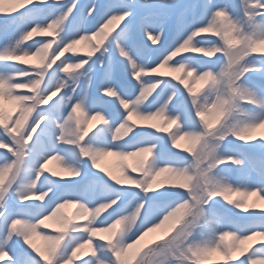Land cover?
<instances>
[{
	"label": "snow or ice",
	"instance_id": "snow-or-ice-1",
	"mask_svg": "<svg viewBox=\"0 0 264 264\" xmlns=\"http://www.w3.org/2000/svg\"><path fill=\"white\" fill-rule=\"evenodd\" d=\"M0 14L16 26L0 44V261L264 264V160L249 155L264 151V0H0ZM109 156L136 164L117 175Z\"/></svg>",
	"mask_w": 264,
	"mask_h": 264
},
{
	"label": "rangeland",
	"instance_id": "rangeland-1",
	"mask_svg": "<svg viewBox=\"0 0 264 264\" xmlns=\"http://www.w3.org/2000/svg\"><path fill=\"white\" fill-rule=\"evenodd\" d=\"M81 2L82 3H87L88 0H81ZM98 2L103 4V3L106 2V0H98ZM121 23H123V22H121ZM15 32H16V26L12 24L10 19H6L3 14H0V44H3V42L5 41L6 38H10L11 36H13L15 34ZM50 38H51L50 36H34L33 37V39H35V40H47V39H50ZM31 42L32 41H29L27 43L30 44ZM54 47H55V45H54ZM153 47H155V45H153ZM77 48L79 50L77 54H80V55H83L84 53H86L88 51L85 43H81L80 45L77 46ZM65 55L66 56L67 55H71V53H66ZM187 55H194V54L187 53ZM63 58L64 57H61V59H63ZM35 63H37V60L35 58H31L28 61V64H19L18 63L17 66L18 67H27V66H29L31 64H35ZM57 63H59V61H57ZM161 71H165V70H161ZM165 78L170 79L171 77H165ZM253 81L257 82L258 84L263 82L262 78L259 77V76L253 77ZM181 87H183V86H181ZM195 87H200V86L199 85H195ZM5 110L6 111H12L13 110V105H11V104L6 102L5 103ZM97 124H98L97 121H93L92 122L91 127L93 128V130L95 129ZM260 133H264V130H260V132H258L257 135H259ZM236 143L240 144L242 142L237 141ZM181 144L183 145L184 142L181 141ZM233 147H235V146L234 145H226L225 146V150H229V149H231ZM0 151H3V150H0ZM249 155L253 158V161L257 165H259L262 162V160H264V151H262L259 148H256L255 150L250 151ZM54 162H55L54 166H56V167H57V165L59 166L57 161H54ZM50 163H52V161ZM100 163H101V167H104V168L108 169L109 171H112L114 174L119 175V170H120V164L121 163H124V164H127V165H135L136 164V160L133 159V158H128L127 160L120 161V159L117 158V157L109 156V157H105ZM47 167L49 168L50 164H48ZM57 168H59V169H55V172H58L61 175L67 176V174L62 171L60 166L57 167ZM248 171H249L250 174L255 175V173L251 169V166H249ZM236 174L237 173H236L235 170H231L229 172V175H230V177L233 180H235ZM230 199L236 200V195L233 194L232 196H230ZM253 201H254L253 198H249V203H251ZM258 206H264V204H258ZM228 207H231V206H228ZM63 211L66 214L71 215V214H73L76 211V208L74 206H69L66 209H64ZM221 211L227 213V215L231 218V222L232 223H235V224L241 223L240 218L233 216L232 213H230V212H227L226 208L225 209H221ZM241 215H246V214L242 213ZM46 223L49 225V227L47 229H43L44 231L54 232L55 229L57 228V225H56L55 221H47ZM164 231H165L164 229H160V230H157L154 233L149 234V237H147L146 240L144 242H142V244L143 243H147L148 241L153 240V239H158L160 236L163 235ZM104 235H106V234H104ZM37 238L40 239L39 237H35L33 239V243H35L37 247L43 248L44 242L42 240H41V242H38L39 240H37ZM255 246H258V245H254V247ZM144 251H147V248H145ZM143 254L144 253L141 252V256H143ZM241 258H243V257H241ZM83 259H88V250L87 249L83 250V252L81 253V260L76 261V264H82V260ZM212 259L214 261H219L220 260V258L217 257V256H214ZM0 264H4V261H0ZM221 264H222V262H221Z\"/></svg>",
	"mask_w": 264,
	"mask_h": 264
},
{
	"label": "bare ground",
	"instance_id": "bare-ground-1",
	"mask_svg": "<svg viewBox=\"0 0 264 264\" xmlns=\"http://www.w3.org/2000/svg\"><path fill=\"white\" fill-rule=\"evenodd\" d=\"M150 43H151V41H149ZM162 70H164V69H162ZM263 82H264V80H263ZM98 125V124H97ZM50 164V167H49V169H51L52 171H55V169H59V168H57V167H59L58 165H57V167L56 166H54L55 165V162L54 161H52V163H49ZM58 173V172H57ZM236 177H237V174H236ZM236 177H235V179H236ZM238 197L236 196V199H237ZM250 198H253V200H255V197H250ZM258 204H264V202H258ZM37 240H39L38 242H41V240L40 239H38L37 238ZM36 240V241H37Z\"/></svg>",
	"mask_w": 264,
	"mask_h": 264
}]
</instances>
